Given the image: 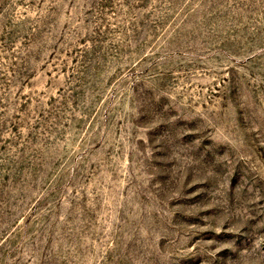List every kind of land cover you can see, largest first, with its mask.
<instances>
[{
  "label": "rangeland",
  "instance_id": "374dc122",
  "mask_svg": "<svg viewBox=\"0 0 264 264\" xmlns=\"http://www.w3.org/2000/svg\"><path fill=\"white\" fill-rule=\"evenodd\" d=\"M0 264H264V0H0Z\"/></svg>",
  "mask_w": 264,
  "mask_h": 264
}]
</instances>
